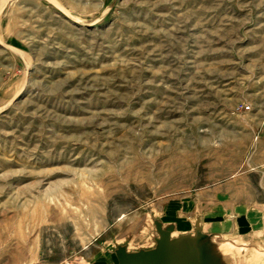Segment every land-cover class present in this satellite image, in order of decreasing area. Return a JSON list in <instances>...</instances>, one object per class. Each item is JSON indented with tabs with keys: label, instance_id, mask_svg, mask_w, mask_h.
<instances>
[{
	"label": "rangeland",
	"instance_id": "rangeland-1",
	"mask_svg": "<svg viewBox=\"0 0 264 264\" xmlns=\"http://www.w3.org/2000/svg\"><path fill=\"white\" fill-rule=\"evenodd\" d=\"M196 217L264 264V0H0V264Z\"/></svg>",
	"mask_w": 264,
	"mask_h": 264
},
{
	"label": "water",
	"instance_id": "water-1",
	"mask_svg": "<svg viewBox=\"0 0 264 264\" xmlns=\"http://www.w3.org/2000/svg\"><path fill=\"white\" fill-rule=\"evenodd\" d=\"M158 236L155 246L127 251L125 245L118 244L110 252V261L104 259L93 264H228V255L221 243L229 242L217 233L201 230L199 217H196L192 233L171 237L170 228L153 219Z\"/></svg>",
	"mask_w": 264,
	"mask_h": 264
},
{
	"label": "crops",
	"instance_id": "crops-1",
	"mask_svg": "<svg viewBox=\"0 0 264 264\" xmlns=\"http://www.w3.org/2000/svg\"><path fill=\"white\" fill-rule=\"evenodd\" d=\"M209 233H217V234H219L221 237H223V238H226V237H224V235L222 234V232H220V231H212V232H209ZM224 245V246H223ZM222 247L224 248V253H226L227 255H228V257H229V259H228V264L229 263H231V264H242L243 263V261L242 260H240L238 257H233L232 259L230 258V256H229V252H230V246H229V244H228V242H227V245H226V243L225 244H222Z\"/></svg>",
	"mask_w": 264,
	"mask_h": 264
},
{
	"label": "built area",
	"instance_id": "built-area-1",
	"mask_svg": "<svg viewBox=\"0 0 264 264\" xmlns=\"http://www.w3.org/2000/svg\"><path fill=\"white\" fill-rule=\"evenodd\" d=\"M245 108H246V109H248V108H249V106H248V105H245Z\"/></svg>",
	"mask_w": 264,
	"mask_h": 264
},
{
	"label": "bare ground",
	"instance_id": "bare-ground-1",
	"mask_svg": "<svg viewBox=\"0 0 264 264\" xmlns=\"http://www.w3.org/2000/svg\"><path fill=\"white\" fill-rule=\"evenodd\" d=\"M170 236H171V234H170ZM229 264H231V263H229Z\"/></svg>",
	"mask_w": 264,
	"mask_h": 264
}]
</instances>
